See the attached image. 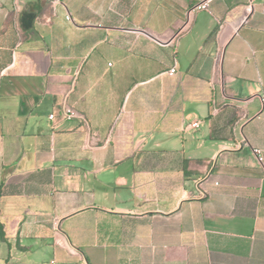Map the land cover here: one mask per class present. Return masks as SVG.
Instances as JSON below:
<instances>
[{
    "label": "crops",
    "instance_id": "1",
    "mask_svg": "<svg viewBox=\"0 0 264 264\" xmlns=\"http://www.w3.org/2000/svg\"><path fill=\"white\" fill-rule=\"evenodd\" d=\"M0 225V264H264V0H0Z\"/></svg>",
    "mask_w": 264,
    "mask_h": 264
},
{
    "label": "built area",
    "instance_id": "2",
    "mask_svg": "<svg viewBox=\"0 0 264 264\" xmlns=\"http://www.w3.org/2000/svg\"><path fill=\"white\" fill-rule=\"evenodd\" d=\"M207 7H208V3L207 2L201 3V4L197 5V6H195L193 9H191L190 13H193V12H196V11H200V10H206ZM174 72H175V69L173 68V69H171L169 71V74L173 75ZM60 115H61V117H62V119L64 121H72L73 119L77 118L76 113L73 110H71L70 108H67L66 106H62L61 107ZM48 118H49V120L53 121L56 118V114L55 113H51ZM197 126H198L197 122L191 124L192 128H196ZM253 153L256 156L257 161L259 163H261L262 160H263L262 156H261V151L253 150Z\"/></svg>",
    "mask_w": 264,
    "mask_h": 264
},
{
    "label": "trees",
    "instance_id": "3",
    "mask_svg": "<svg viewBox=\"0 0 264 264\" xmlns=\"http://www.w3.org/2000/svg\"><path fill=\"white\" fill-rule=\"evenodd\" d=\"M0 230H1V225H0Z\"/></svg>",
    "mask_w": 264,
    "mask_h": 264
}]
</instances>
